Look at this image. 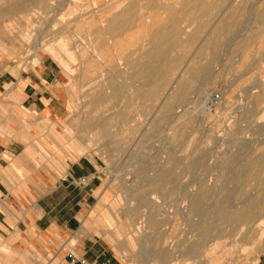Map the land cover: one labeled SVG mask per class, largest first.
<instances>
[{"label":"rangeland","instance_id":"obj_1","mask_svg":"<svg viewBox=\"0 0 264 264\" xmlns=\"http://www.w3.org/2000/svg\"><path fill=\"white\" fill-rule=\"evenodd\" d=\"M4 1L0 0V28L10 22L12 38H6L0 30V74L13 68L15 76L21 69L37 73L40 62L45 59L56 65L57 77L50 87L60 94L62 106L58 115L53 116L54 121L41 130L47 142L35 154L33 163L63 172L70 162L88 158L97 168L100 181L97 202L82 221L81 229L70 237L51 240V245L41 252L45 259L38 255L30 260L36 261L37 257L44 264L41 259L47 262L57 252L72 253L75 260L81 255L78 251L81 241L92 238L121 264H184L178 254L170 263L159 261L155 256L158 246L167 247L169 237L182 231L180 238L187 235L191 241L201 244L202 264H264V208L252 224L236 228L220 224L219 234L208 230L213 222L210 210L216 202L223 201L229 211H238L259 200L264 192L247 167L251 160L264 158V62L251 68L248 56L242 64L236 47L219 42L226 33L227 26L221 20L228 18L230 0H220L208 14H192L193 17L182 12L188 7L181 3L188 0H154L159 7L152 9L139 1L137 19L142 21L139 23L146 27L155 20L153 24L158 30L151 33L174 44L163 56L159 85L133 78L138 69L136 63L146 59L142 52L150 43L159 41V37L150 38L146 29H134L138 37L135 41L125 37L124 41L132 39L135 45L122 47L118 69L111 68L105 59L96 58V53L105 43L107 46L120 40L109 39L106 34L96 38L93 30L101 29L86 14L87 0H71L63 6L62 0H37L26 6L25 11L12 12H8L9 5ZM95 1V6L102 10L113 8L116 1L123 10L129 2ZM209 9L213 8L209 6ZM165 10L170 14L163 13ZM142 14L144 17L139 19ZM148 16H154V20ZM229 36L226 42L232 39L231 27ZM205 38H211L209 41L216 42L215 46L195 54V47ZM81 50L86 54L84 58L79 55ZM91 60L102 76L98 82H81L79 66ZM180 67L184 69L183 81H189L188 91L180 98L173 91L166 104L159 106L156 99ZM104 75L113 80L119 96L107 85ZM7 88L4 85L0 89V118L4 120L11 117L12 110L4 109L3 104L17 102L6 97ZM93 98L97 99L94 104L90 102ZM98 114L107 120V139H98L92 133L91 125ZM119 115L123 116L124 123ZM46 118L51 120V115ZM64 133L67 141L76 143L71 148L60 137ZM58 145L63 146L66 155ZM171 159L177 162L172 167L169 166ZM164 168L166 176L159 186H153L155 171ZM236 174L241 175L238 181L234 178ZM259 176L264 178V170ZM194 196L205 204L200 205L199 217L188 222L177 211ZM147 218L150 223L145 222ZM198 222L206 227L205 233L201 234L196 227ZM138 224L143 227L140 230L138 226L139 230L134 232L132 226ZM85 230L88 234L82 235ZM33 250L31 246V253ZM17 256L3 248L0 264H12L15 259L25 264V256ZM57 260L55 264H69L66 255ZM195 261L186 264H195Z\"/></svg>","mask_w":264,"mask_h":264},{"label":"crops","instance_id":"obj_2","mask_svg":"<svg viewBox=\"0 0 264 264\" xmlns=\"http://www.w3.org/2000/svg\"><path fill=\"white\" fill-rule=\"evenodd\" d=\"M219 2L213 0L205 8L210 12ZM221 21L227 26V35L218 39L221 45L236 47L242 64L248 56L251 68L264 62V0H230L228 18ZM230 27L233 36L226 42ZM209 40L205 38L202 44L212 45L214 41ZM55 66L45 59L37 73L21 69L15 76L13 68L0 74V89L6 85V97L17 100L15 105L3 104L12 113L6 120L0 118V252L6 248L7 253L25 256V264H40V258H30L39 255L45 259L41 252L51 245V240L70 237L81 229L82 221L97 202L100 187L97 168L88 158L70 162L63 172L33 163L46 141L41 130L54 121L53 116L62 106L60 94L50 87L57 77ZM46 115H51V120ZM61 136L68 147L76 144L67 141L65 133ZM59 149L66 155L63 146ZM78 179L84 182L79 185ZM81 234L87 235L88 231ZM78 251L81 255L74 264H121L96 239L84 238ZM57 253L41 262L55 264L57 257L69 254ZM12 264L19 263L15 259Z\"/></svg>","mask_w":264,"mask_h":264},{"label":"bare ground","instance_id":"obj_3","mask_svg":"<svg viewBox=\"0 0 264 264\" xmlns=\"http://www.w3.org/2000/svg\"><path fill=\"white\" fill-rule=\"evenodd\" d=\"M36 1L37 0H5L4 2H7V4L9 5V9H8L9 11L8 12H12L13 10L25 11L24 9L26 6H31ZM67 1L71 2V0H62L61 6H63V4L66 3ZM118 1H120V0H118ZM139 1H143V3H144L143 6L150 8V9H152L156 6L159 7V4L157 2L155 3L154 0H129L126 9L120 10L121 5L119 3L117 4V1H116V4H115L116 6H113L114 9L111 8V9L106 10L105 8H103V10H102V9H100V7L95 6V5H97L95 0H87V8L85 10L86 14L90 15L89 18L92 19V20L91 19L90 20L94 21V23L97 24L98 27L101 29L100 31H96V30H93V28H92V30H93L92 33L95 34L96 38L97 39L101 38L103 35L106 34L109 36V39L120 40V41L113 42L111 45H109V43H107V46L105 43V46L103 48H101L99 51H97L96 58L100 57V59L101 58L105 59L107 61V64L109 63L108 65L111 68L116 67L118 69L117 65L121 59L119 57L123 52L122 47H124L126 45L133 47L135 45V42H132L131 40L134 38V41H135L136 38H138L137 35L135 34L134 29L139 28L141 31L146 29L145 31L147 32V35L150 38H156V37L158 38L159 37L158 38L159 41L157 40L152 44L150 43L149 46L146 48V50H144L142 52L145 55L146 59H144L143 61H141L139 63H136L138 69L134 72L133 78L149 80V81H152L154 84L156 83V85H159L158 82L161 79V73H160L161 68H162L161 63H163V60H164L163 56L173 47L174 44L171 42H168V41H163L161 38V35H159V34H157L155 36V33L154 34L151 33L154 31V29L158 30V28L153 24L155 21L154 16H148V19L154 20L150 26H149V24L151 21L148 23V25L146 27L144 26V24L142 25L141 23H139V22H142L141 20L138 21V19H137V13L139 11V10L137 11V5H138ZM211 2H210V0L209 1L208 0L182 1L181 6L188 7V9H185L182 12L188 13L191 16H192V14L198 15L199 13L208 14V9L205 8V6L206 5L208 6L209 4H211ZM81 6H80V8H81ZM108 6H109V4H108ZM124 6H122V7H124ZM199 6H201L200 9L198 8ZM110 7H111V5H110ZM3 13H4V11H3ZM160 13H162V12H160ZM163 13L170 14L168 10H165V12H163ZM9 14H10V17H12L11 13H9ZM163 15L164 14H161V16H163ZM139 17H140L139 19H141L144 17V15L142 14ZM81 20L82 19H80V21ZM84 20H82V21L85 22L86 20L85 21ZM91 21H89V22H91ZM9 23L10 22H8V24L2 25L0 28L1 33L4 34V36L6 38H9V37L12 38V30H11V26H10L11 23L10 24ZM160 25H162V24H160ZM90 26H92V24H90ZM165 26H166V24H165ZM162 28H164V27H162ZM102 29H103V32H102ZM125 37L132 38V39L130 41L126 42V40L124 41ZM108 42H110V41H108ZM82 44H84V43H82ZM88 45H90V44H88ZM208 46H215V43L213 42L212 45H204V44H202V41H200L197 44V46L195 47V54L197 52H203V50H205L206 47H208ZM91 47H93V46L91 45ZM95 47H96V45H95ZM134 48H136V47H134ZM83 50H81L79 55L84 58V56L86 54ZM138 59H139V57H138ZM92 61H94V60L88 61L86 64L85 63L83 64V62L80 64L79 67L81 69V75H80V81L81 82H91V81L95 82L99 77L102 76V73L97 72L99 67L97 68V64L95 62H92ZM134 61H136V60H134ZM98 62L102 65V63L100 61H98ZM187 66H188V64H187ZM183 74H184V69H182V67L178 68L177 73L175 74L172 81L169 83L168 87L164 90L163 94L160 95L158 97V99H156V101L159 102V106L162 107L166 104V100L169 97H171L173 91L175 92L173 95L177 98H180L186 94V92L189 89V85H188L189 81H183ZM104 77L107 78L106 83L109 87L112 88L113 93H115L116 95L119 96L120 92L117 91V88H114L115 84H114L113 80L111 78L105 76V75H104ZM129 78H130V76H129ZM97 82H98V80H97ZM152 96L153 95L150 94V98ZM96 100L97 99L93 98V99H91L90 102L93 101L92 104H94V101H96ZM133 100L134 99H131L130 101H133ZM153 100L155 101L154 97H153ZM108 101H109V99H108ZM99 112H101V111H99ZM119 116L122 119V123H124L123 122V116H121V115H119ZM112 125H114V124H112ZM91 126H92V131H93L92 133L94 134V136L96 138L107 139L109 137V132H108L109 127L107 126V120L101 118L99 114L96 115V118H95V120ZM92 137H93V135H92ZM95 137H93V138H95ZM176 163L177 162L173 159L169 160V166L170 167H172V165H176ZM247 167L249 168L250 176L252 177V179H254L255 181H257L260 184V188L263 191L264 190V178L259 176V174H260V172H262L264 170L263 169L264 168V158L260 157L258 159L256 158V159L251 160L250 162H248ZM166 168L155 171L156 175L153 176L152 182H151V184L153 186H159V184L161 183L162 177H165L167 174ZM234 178H235V181H238V180H240L241 175L236 174ZM157 195L159 197L160 193L157 192ZM263 200H264V192H262V194L260 195L259 200L258 199L253 200L252 202L249 203V205L246 208H244V209L239 208L240 210H238V211L236 210L233 212L229 211L227 209V207H225V203L223 201L216 202L214 205L215 208H211V210H210V214L212 215V218H213L212 221L213 222L210 223L206 220L208 223H210L208 226V230L210 228L211 231L219 234L218 225H220V224H227V225L229 224L232 228H234L235 226L237 227L238 225H246V224H249L251 222H254L257 219V216L260 215L261 212L263 211V208H264ZM202 204H205V203L202 202L201 200L196 199V197L194 196L193 199H191L187 202L186 206L182 205V207H178L177 213H180V215L184 214V216L187 218V221L191 222L193 217H199V209H200V205H202ZM228 206H230V204ZM169 207H171V206H169ZM148 220H149L148 218L145 219V222H149ZM205 224H206V222H205ZM253 225H256V224L254 223ZM138 226H139V224L136 226H132L134 229V232H137L139 230ZM141 227H143V226H141ZM141 227H140V230H141ZM172 227H173V225H172ZM196 227H198V229L201 230L200 233L203 234V232H204L203 228L205 226L204 227L200 226L199 222H198V223H196ZM247 227H249V226H247ZM164 228H165V226H164ZM181 232L180 233L176 232V234L174 233V235L172 234L169 237L170 242H169V245L167 247H164L163 245H161V247L158 246L155 249L156 258L159 261H164V262L167 261L168 263H170L171 260L176 257L175 255L178 254V256L183 259L184 264L189 263L190 261L194 262L196 259H197V261H195V264H202V261L200 260L201 259V257H200L201 256V252H200L201 244L198 243L197 241L196 242L191 241L189 236H187V235H184L182 238H180ZM210 236H212V235H210ZM204 255H206V253ZM67 256L72 257V253H69Z\"/></svg>","mask_w":264,"mask_h":264},{"label":"built area","instance_id":"obj_4","mask_svg":"<svg viewBox=\"0 0 264 264\" xmlns=\"http://www.w3.org/2000/svg\"><path fill=\"white\" fill-rule=\"evenodd\" d=\"M84 182V179H78L76 181V183H78L79 185H81L82 183ZM69 264H74L75 263V260L73 259V256L72 257H69Z\"/></svg>","mask_w":264,"mask_h":264}]
</instances>
